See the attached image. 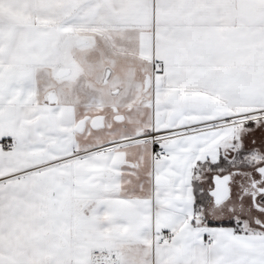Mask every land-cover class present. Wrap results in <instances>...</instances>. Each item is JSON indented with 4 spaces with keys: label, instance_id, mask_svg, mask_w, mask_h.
Here are the masks:
<instances>
[{
    "label": "snow or ice",
    "instance_id": "obj_1",
    "mask_svg": "<svg viewBox=\"0 0 264 264\" xmlns=\"http://www.w3.org/2000/svg\"><path fill=\"white\" fill-rule=\"evenodd\" d=\"M0 264H264V0H0Z\"/></svg>",
    "mask_w": 264,
    "mask_h": 264
}]
</instances>
